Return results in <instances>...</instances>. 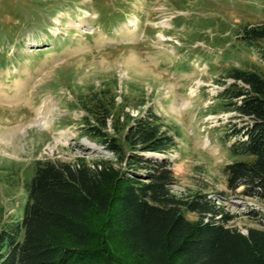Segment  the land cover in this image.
<instances>
[{
	"label": "rangeland",
	"instance_id": "1",
	"mask_svg": "<svg viewBox=\"0 0 264 264\" xmlns=\"http://www.w3.org/2000/svg\"><path fill=\"white\" fill-rule=\"evenodd\" d=\"M259 25L264 0H0L4 220L23 216L38 160L114 157L83 132L80 103L103 91L133 116L152 108L163 118L177 142L161 156L173 164L175 195L207 194L233 216L230 228H261L253 212L264 214V198L227 187L224 167L243 158L230 152L239 121L219 98L230 68L264 69V40H242Z\"/></svg>",
	"mask_w": 264,
	"mask_h": 264
},
{
	"label": "trees",
	"instance_id": "2",
	"mask_svg": "<svg viewBox=\"0 0 264 264\" xmlns=\"http://www.w3.org/2000/svg\"><path fill=\"white\" fill-rule=\"evenodd\" d=\"M243 32L250 44L264 40V25ZM222 82L221 105L239 121L230 152L243 158L224 167L227 187L263 199L264 69L233 67ZM80 105L84 135L114 157L38 160L23 216L6 221L0 207V264H264V214L253 212L261 228L243 234L207 194H174L173 164L161 156L176 137L152 108L133 116L103 91Z\"/></svg>",
	"mask_w": 264,
	"mask_h": 264
}]
</instances>
